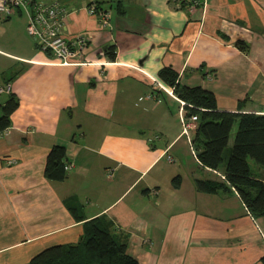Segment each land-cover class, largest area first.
Here are the masks:
<instances>
[{"label": "crops", "instance_id": "0c3cea01", "mask_svg": "<svg viewBox=\"0 0 264 264\" xmlns=\"http://www.w3.org/2000/svg\"><path fill=\"white\" fill-rule=\"evenodd\" d=\"M59 1L72 10L66 34L91 36L89 63H55L24 12L0 15V84L19 99L0 135V264L79 241L73 200L139 264H264V217L230 185L198 190L219 171L194 153L199 169L185 165L184 101L154 86L171 88L159 77L171 67L180 84L213 91L221 110L264 114V0ZM91 1L110 9L107 26L86 11ZM54 145L73 163L63 180L45 176Z\"/></svg>", "mask_w": 264, "mask_h": 264}, {"label": "trees", "instance_id": "16d2710c", "mask_svg": "<svg viewBox=\"0 0 264 264\" xmlns=\"http://www.w3.org/2000/svg\"><path fill=\"white\" fill-rule=\"evenodd\" d=\"M159 77L185 102L186 115L198 116L192 143L199 162L213 170H223L224 177L220 176V180L197 179L198 190L217 192L230 185L255 218L264 217V178L252 171L249 162L252 158L264 166V114L221 110L213 91L180 84L178 72L171 67H163ZM18 105L19 99L13 93L0 104V133L12 125L11 116ZM236 122L238 129L226 158L225 150ZM67 160L65 147L54 145L45 165L47 179L63 180L68 174ZM173 184L179 186V176L173 179ZM69 209L78 220H85L79 241L49 246L33 256L29 264H139L136 257L127 253V242L111 230L106 220L84 219L81 207L74 200Z\"/></svg>", "mask_w": 264, "mask_h": 264}, {"label": "built area", "instance_id": "2783aa9c", "mask_svg": "<svg viewBox=\"0 0 264 264\" xmlns=\"http://www.w3.org/2000/svg\"><path fill=\"white\" fill-rule=\"evenodd\" d=\"M197 4L199 1L194 0ZM86 11L98 17L102 26H107L110 22V9L103 8L96 1H91L85 5ZM18 12H24L27 16V32L36 42L37 47L49 53L55 63L62 65H83L89 63L85 58V52L91 46V36L85 33L66 34V19L72 12L66 3L59 0L43 3L37 0H0V15L10 17ZM154 86L165 90L175 96L172 88L163 85L157 79ZM0 93H12L11 83L0 84ZM185 104V102H183ZM182 131L186 134L195 154L192 143L191 130L196 129L198 116L181 113ZM7 130V129H6ZM6 130L0 133L3 134ZM171 158V157H169ZM73 163L67 160L65 169L69 171ZM223 178L224 175L218 172Z\"/></svg>", "mask_w": 264, "mask_h": 264}, {"label": "rangeland", "instance_id": "374dc122", "mask_svg": "<svg viewBox=\"0 0 264 264\" xmlns=\"http://www.w3.org/2000/svg\"><path fill=\"white\" fill-rule=\"evenodd\" d=\"M3 96H6L5 94H3ZM237 129H238V123L236 122L232 128V131H231V135H230V140H229V144L225 150V157L229 155V152L231 150V147L233 146V142H234V138H235V134L237 132ZM190 148V150H189ZM189 148H188V152L186 154V157L184 158V161H185V165L188 167V168H192L194 167L195 169H199V165L197 163V161L195 160V158L193 157V148L189 142ZM191 151V152H190ZM192 153V154H191ZM227 158V157H226ZM249 162H250V166H251V169L252 171L255 173V174H258L260 176H262L264 178V166L258 164L254 159L252 158H249ZM223 168V165L222 167ZM201 170V169H200Z\"/></svg>", "mask_w": 264, "mask_h": 264}, {"label": "water", "instance_id": "95a60500", "mask_svg": "<svg viewBox=\"0 0 264 264\" xmlns=\"http://www.w3.org/2000/svg\"><path fill=\"white\" fill-rule=\"evenodd\" d=\"M105 48H107V46Z\"/></svg>", "mask_w": 264, "mask_h": 264}, {"label": "bare ground", "instance_id": "6f19581e", "mask_svg": "<svg viewBox=\"0 0 264 264\" xmlns=\"http://www.w3.org/2000/svg\"><path fill=\"white\" fill-rule=\"evenodd\" d=\"M13 89V88H12ZM13 93V92H12Z\"/></svg>", "mask_w": 264, "mask_h": 264}]
</instances>
